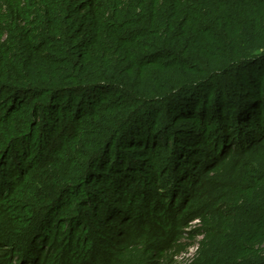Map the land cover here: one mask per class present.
I'll use <instances>...</instances> for the list:
<instances>
[{"label":"trees","instance_id":"trees-1","mask_svg":"<svg viewBox=\"0 0 264 264\" xmlns=\"http://www.w3.org/2000/svg\"><path fill=\"white\" fill-rule=\"evenodd\" d=\"M194 247L264 264V0H0V264Z\"/></svg>","mask_w":264,"mask_h":264},{"label":"rangeland","instance_id":"rangeland-1","mask_svg":"<svg viewBox=\"0 0 264 264\" xmlns=\"http://www.w3.org/2000/svg\"><path fill=\"white\" fill-rule=\"evenodd\" d=\"M196 225V223L194 222V223H192L191 224V228H193L194 226ZM196 240H199V238H196ZM194 253H195V251H193L192 253H189L188 255L186 254V255H184L183 257H181V258H178L177 260V264H181V263H183L184 262V260H188V259H191L192 258V256L194 255Z\"/></svg>","mask_w":264,"mask_h":264},{"label":"built area","instance_id":"built-area-1","mask_svg":"<svg viewBox=\"0 0 264 264\" xmlns=\"http://www.w3.org/2000/svg\"><path fill=\"white\" fill-rule=\"evenodd\" d=\"M193 251H195V247H194V248H191V249L189 250V253H192ZM189 253H188V254H189ZM188 254H187V255H188Z\"/></svg>","mask_w":264,"mask_h":264}]
</instances>
